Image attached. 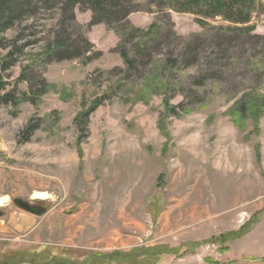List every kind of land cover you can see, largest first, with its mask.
Masks as SVG:
<instances>
[{"label":"rangeland","instance_id":"1","mask_svg":"<svg viewBox=\"0 0 264 264\" xmlns=\"http://www.w3.org/2000/svg\"><path fill=\"white\" fill-rule=\"evenodd\" d=\"M67 2L17 0L10 27L0 30V76L8 82L0 90V264L41 249L82 260L155 248L173 251L156 264H264V114L236 124L228 113L256 84L264 97L261 57H251L264 38V6L252 19L258 38L228 33L214 42L199 36L196 14L152 13L132 0L127 21L164 32L119 83L125 69L115 28L127 24L118 21L122 7L112 6L110 23L93 24L90 0ZM65 35L77 57L46 56ZM151 36L133 33L130 55ZM191 37L184 76L198 73L200 53L212 45L223 59L200 75L188 99L173 81L169 104L179 114L165 116L164 132L163 89L151 76L163 57L178 56L176 42ZM42 81L53 86L37 99ZM101 97L81 127L77 116ZM15 198L41 203L46 212L26 211ZM253 219L251 232L230 240ZM117 262L106 264H131Z\"/></svg>","mask_w":264,"mask_h":264},{"label":"trees","instance_id":"2","mask_svg":"<svg viewBox=\"0 0 264 264\" xmlns=\"http://www.w3.org/2000/svg\"><path fill=\"white\" fill-rule=\"evenodd\" d=\"M67 2L70 5H74V0H68ZM92 2L93 7V19L92 23H101L106 22L110 23L112 16L117 13L113 8H119L117 5L122 7V15L118 21H124L125 26L122 30L119 28H115L117 33L119 34L120 40V54L124 61V74L118 78V82L121 83L127 79L129 74L132 72L133 68H135V64L137 58L143 56V54L149 50L148 44L152 42H157L161 36L163 35V28H159L158 31H153V27L148 31H144L141 28H137L133 24H130L127 19L132 10H128V4L132 0H90ZM136 1V0H135ZM143 5H147L149 7L150 12H155L154 9H160V11L172 10L176 12H187L194 13L198 16V22L203 27L204 32L199 36H205V38H210L212 41H216L224 38L228 33L235 34L236 36H248V37H257L251 33L255 30L256 26L252 24V19L254 14L263 9L262 0H137ZM17 0H0V30H5L10 27L11 23V15L15 9ZM146 6V7H147ZM22 7V6H21ZM21 9V8H20ZM220 18L222 23L215 24L214 19ZM162 31V33H161ZM137 33L141 37H145L150 35L151 33L154 36L149 39L143 41L142 46L138 45L135 54L133 56L130 55V51L127 48L129 44V37L133 34ZM207 33H212L207 35ZM175 38L178 37L176 32H172ZM66 36V35H65ZM197 37V35H195ZM72 41L69 40V37L60 38L54 41L53 46H50L46 52V56L57 55L59 58H75L77 56H72L73 54L71 49ZM73 45V44H72ZM194 46V39L191 37L187 40H181L180 42H176V51L178 56L175 58H171L168 55L162 58L161 65L157 66V71L151 76L153 78V83L157 86L162 85V92L164 94L165 106L167 107L166 113L163 112L164 116L159 121V126L162 131L165 132V116L172 115L173 113L178 115L176 106L169 104V99L172 93V83L173 81L176 83L175 85L179 86V90L182 91L184 96H190V91L194 87H198V79L202 73L208 74L211 71L216 70L220 67V61L223 57H220V54L217 52L216 47L214 45L211 46L209 50L203 49L200 53L201 59L198 61V73L192 76H184L183 73L186 69V64L190 63L188 59L189 53ZM256 47V48H255ZM6 49V48H5ZM252 55L251 57H261L260 67L257 65V71H260L261 75L264 76V38L261 42L257 43L255 46L253 44ZM256 49V50H255ZM255 53V55H254ZM14 54L13 48L10 52L6 54V57H11ZM71 55V56H70ZM7 62L6 65H8ZM11 62L9 65H12ZM3 65V64H1ZM4 66V65H3ZM161 69L160 71H158ZM27 71H24L22 75H25ZM200 73V74H199ZM188 74V73H187ZM156 76H159V80L157 81ZM23 77V76H22ZM24 79V78H22ZM258 79V78H257ZM256 79V80H257ZM8 82L3 81L0 76V90L6 89ZM147 82L144 84L142 89L137 93L140 95L141 100H145L144 96L148 93ZM53 84L42 81L41 84L38 85L37 93L35 94V98L39 99L43 95L47 94ZM257 84L254 85L253 89L249 92H244L240 98L234 101L233 105L229 109V114L235 120L236 124H240L242 118L245 116H253L259 117L261 114H264V97L257 90ZM250 89V88H249ZM205 97L204 95H202ZM102 102L101 98H96L92 101L91 106L84 109L79 116H77L78 124L81 127H85L86 121L85 119L89 115V113L99 106ZM180 108L182 110H186V104L182 103ZM33 131V126H28L27 133L30 134ZM85 132L83 133V135ZM258 220L253 219L250 222L244 224L240 230L232 231L229 233V238L236 239L242 238L247 233L251 232L254 227L257 225ZM193 248V247H192ZM189 251H191V249ZM228 248H222V251L227 250ZM48 250H39V252L26 253L22 256L15 257L19 259V262H29L32 264H106L109 261H129L131 264H156L157 259L165 254H172L173 251L163 249V248H155L150 250H134L133 252L124 253L118 252L116 256H112L111 254L102 255V254H93L92 258H84L82 260H75L70 258L68 255H59L58 257L53 254L46 253ZM178 254V253H177ZM180 254V253H179ZM65 255V256H64ZM17 264L18 261H15ZM117 262V263H118ZM264 262V258L262 259ZM119 264V263H118Z\"/></svg>","mask_w":264,"mask_h":264},{"label":"water","instance_id":"3","mask_svg":"<svg viewBox=\"0 0 264 264\" xmlns=\"http://www.w3.org/2000/svg\"><path fill=\"white\" fill-rule=\"evenodd\" d=\"M14 203L19 206L20 208L26 210V211H29L31 213H34V214H37V215H40V214H43L46 212V209L45 208H36V207H33L31 205L30 202L22 199V198H15L14 199Z\"/></svg>","mask_w":264,"mask_h":264},{"label":"bare ground","instance_id":"4","mask_svg":"<svg viewBox=\"0 0 264 264\" xmlns=\"http://www.w3.org/2000/svg\"><path fill=\"white\" fill-rule=\"evenodd\" d=\"M47 194L46 193H42V192H36L34 194L35 198H39V199H44L46 198ZM4 202V199H0V203Z\"/></svg>","mask_w":264,"mask_h":264},{"label":"flooded vegetation","instance_id":"5","mask_svg":"<svg viewBox=\"0 0 264 264\" xmlns=\"http://www.w3.org/2000/svg\"><path fill=\"white\" fill-rule=\"evenodd\" d=\"M31 203V205L33 207H36V208H46L44 205H42L41 203H37V202H34V201H29Z\"/></svg>","mask_w":264,"mask_h":264}]
</instances>
